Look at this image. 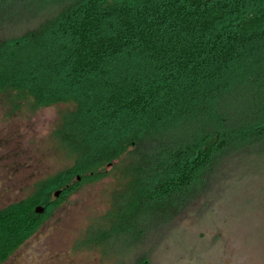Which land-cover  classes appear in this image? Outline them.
I'll use <instances>...</instances> for the list:
<instances>
[{
    "label": "trees",
    "instance_id": "1",
    "mask_svg": "<svg viewBox=\"0 0 264 264\" xmlns=\"http://www.w3.org/2000/svg\"><path fill=\"white\" fill-rule=\"evenodd\" d=\"M11 1L0 0V93L16 108L71 105L54 135L74 165L0 210V264L107 166L122 163L127 187L109 228L87 240L117 222L133 245L197 198L223 158L264 150V0H35L22 20ZM49 6L35 28L10 33Z\"/></svg>",
    "mask_w": 264,
    "mask_h": 264
},
{
    "label": "rangeland",
    "instance_id": "2",
    "mask_svg": "<svg viewBox=\"0 0 264 264\" xmlns=\"http://www.w3.org/2000/svg\"><path fill=\"white\" fill-rule=\"evenodd\" d=\"M11 2L16 4L11 10L15 20L28 17L29 4H42ZM51 11L54 8L49 6L28 21L10 25V33L22 35ZM70 108L59 104L34 109L27 101L16 108L8 94L0 93V210L33 196L39 182L74 165L54 135L61 114ZM115 164L100 170L107 173L105 177L76 186L1 264H137L142 258L149 264H264V150L260 145L223 158L206 189L171 221L152 229L154 223L140 220L138 228L152 229L140 242L132 245L123 234L126 226L116 222L105 238L95 235L99 245L90 244V233L106 231L114 221L119 190L127 187L119 175L122 163ZM121 204L126 211L128 201Z\"/></svg>",
    "mask_w": 264,
    "mask_h": 264
},
{
    "label": "water",
    "instance_id": "3",
    "mask_svg": "<svg viewBox=\"0 0 264 264\" xmlns=\"http://www.w3.org/2000/svg\"><path fill=\"white\" fill-rule=\"evenodd\" d=\"M77 180H80V178L78 177ZM60 194H61V190L56 191V192L54 193V198H58V197L60 196ZM35 212H36L37 214H42V213L44 212V208H43L42 206H37V207L35 208Z\"/></svg>",
    "mask_w": 264,
    "mask_h": 264
}]
</instances>
